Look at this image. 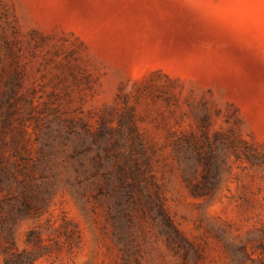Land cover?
<instances>
[{"label":"rangeland","instance_id":"1","mask_svg":"<svg viewBox=\"0 0 264 264\" xmlns=\"http://www.w3.org/2000/svg\"><path fill=\"white\" fill-rule=\"evenodd\" d=\"M8 109L29 166L45 119L78 135L0 225V264H264V0H0ZM134 138L179 234L133 211L125 253L98 187ZM83 139L106 167L72 186Z\"/></svg>","mask_w":264,"mask_h":264},{"label":"trees","instance_id":"2","mask_svg":"<svg viewBox=\"0 0 264 264\" xmlns=\"http://www.w3.org/2000/svg\"><path fill=\"white\" fill-rule=\"evenodd\" d=\"M12 111H3L0 115V225L10 233L12 225L22 218L31 207L34 197L42 190L43 182L52 169L51 160L60 151H65L75 141L78 131L70 124L66 128L55 125L52 119H45L36 134L38 155L29 166L28 157L20 153V141L12 129ZM122 124V123H121ZM123 125H121L122 127ZM103 127L97 134H103ZM132 132V130H131ZM92 144L84 139L78 140L69 153V161L76 172L70 185L82 186L87 180L94 178L106 167L103 161L95 164L91 170L84 161L85 154L91 150ZM23 161L25 163H19ZM153 179L150 158L146 156L142 142L133 139L127 149L126 158L115 171H104V184L98 187V195H106L109 199V219L113 226V234L118 245L126 253L134 226L133 211H140L143 217H150L158 222L159 218L166 233L179 234L171 218L164 208L163 200L158 192L152 193L149 185ZM28 255V264L33 259Z\"/></svg>","mask_w":264,"mask_h":264}]
</instances>
